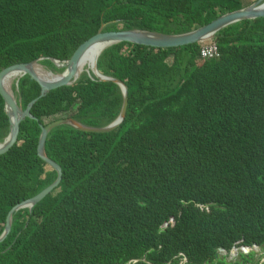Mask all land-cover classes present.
Masks as SVG:
<instances>
[{
	"label": "trees",
	"instance_id": "16d2710c",
	"mask_svg": "<svg viewBox=\"0 0 264 264\" xmlns=\"http://www.w3.org/2000/svg\"><path fill=\"white\" fill-rule=\"evenodd\" d=\"M256 1L0 0V131L9 123L3 79L38 57L77 60L101 22H120L106 32L134 25L179 34ZM215 42L211 60L197 57L200 43L104 51L98 70L127 87L126 116L110 133L48 134L45 152L61 181L31 213L15 215L0 264L264 256V18L231 25ZM19 88L27 114L0 147V234L10 209L56 178L36 152L40 128L66 119L103 126L121 104L110 82L66 87L32 72Z\"/></svg>",
	"mask_w": 264,
	"mask_h": 264
},
{
	"label": "water",
	"instance_id": "95a60500",
	"mask_svg": "<svg viewBox=\"0 0 264 264\" xmlns=\"http://www.w3.org/2000/svg\"><path fill=\"white\" fill-rule=\"evenodd\" d=\"M259 18H264V0H258L249 6L225 13L202 27L179 34H163L152 30L140 29L134 25H129L121 31L106 32L108 27L116 25L120 22H101L95 37L80 53L77 60L72 61L60 60L53 57H38L14 69L6 78L3 79L4 111L9 118V123L3 130L0 131V147L8 146L14 142L19 133L22 114H27L22 106L19 83L20 80L29 73L40 72L48 80L57 85L71 87L84 81V79L79 78V75L84 70L93 54L96 53L97 56L92 61V67L95 74L94 78L88 77L85 79L94 83L110 82L115 84L121 95V104L116 117L103 126H89L74 119H66L49 123L40 128L36 152L38 157L43 162L55 170L56 178L49 186L44 188L37 195L16 204L10 209L7 214L4 228L0 234V244L10 233L15 222V215L24 209L27 213H31L36 204L43 200L61 181L62 171L60 166L48 158L45 152V140L48 134L54 129L60 127H66L89 134H105L112 132L124 120L128 107L127 87L117 78L103 74L98 70V61L104 51L123 42L152 47H181L191 44L205 43L213 40L219 31L231 25L242 21H248V26H250L253 21ZM47 63H50V65ZM184 261H186V257H184ZM138 262L147 263L144 259H135L129 260L125 264H136Z\"/></svg>",
	"mask_w": 264,
	"mask_h": 264
},
{
	"label": "flooded vegetation",
	"instance_id": "af4514ba",
	"mask_svg": "<svg viewBox=\"0 0 264 264\" xmlns=\"http://www.w3.org/2000/svg\"><path fill=\"white\" fill-rule=\"evenodd\" d=\"M256 258V257H255ZM216 259V258H215ZM247 260L249 261L251 264H264V259L263 258H257L256 262L254 261L253 257L249 256V253L247 252H240L236 255L235 258H228L227 260H225L223 258V256H217V260L213 261L210 264H219L220 262H222L223 264H225L226 261H228V264H244V261L242 260ZM232 261V262H230Z\"/></svg>",
	"mask_w": 264,
	"mask_h": 264
},
{
	"label": "clouds",
	"instance_id": "9594fccd",
	"mask_svg": "<svg viewBox=\"0 0 264 264\" xmlns=\"http://www.w3.org/2000/svg\"><path fill=\"white\" fill-rule=\"evenodd\" d=\"M254 22V21H253ZM252 22V23H253ZM240 23V22H239ZM249 24V23H248ZM217 35V34H216ZM215 39H216V37L213 39V40H210V41H208V42H205V43H200L201 44V46L199 47V50H198V54H197V57H199V58H201V59H203V60H211V59H214V58H216L217 56H218V49H217V45H216V42H215ZM207 44H213V45H215V47H216V50H217V55L216 56H214V57H212V58H210V59H205V58H202L201 56H200V54H199V51H200V49H201V47H203L204 45H207ZM100 60V59H99ZM99 62V61H98ZM108 124V123H107ZM106 125V124H105ZM3 130V129H2ZM240 252H247V251H244V250H238V251H236V253L233 255V257H229V258H235L236 257V255L238 254V253H240ZM248 253V252H247ZM253 253V251H251V254ZM185 257V256H184ZM216 259L214 260V261H216L217 260V256L215 257ZM254 258V261L256 262V260H257V258H263L264 259V256H262V257H253ZM186 261H187V258H186ZM186 261H184V258H183V261L181 262V263H183V264H185V262Z\"/></svg>",
	"mask_w": 264,
	"mask_h": 264
},
{
	"label": "built area",
	"instance_id": "2783aa9c",
	"mask_svg": "<svg viewBox=\"0 0 264 264\" xmlns=\"http://www.w3.org/2000/svg\"><path fill=\"white\" fill-rule=\"evenodd\" d=\"M199 54L202 58L210 59L217 55V50H216L215 45L207 44L201 47Z\"/></svg>",
	"mask_w": 264,
	"mask_h": 264
},
{
	"label": "bare ground",
	"instance_id": "6f19581e",
	"mask_svg": "<svg viewBox=\"0 0 264 264\" xmlns=\"http://www.w3.org/2000/svg\"><path fill=\"white\" fill-rule=\"evenodd\" d=\"M96 53L93 54V56L90 58L89 62L87 63L86 67L84 68V70L80 73L79 78L81 79H85L88 77L94 78V69L92 67V61L94 58H96ZM48 65H50V63H47ZM6 135V134H4ZM25 210V209H24Z\"/></svg>",
	"mask_w": 264,
	"mask_h": 264
},
{
	"label": "rangeland",
	"instance_id": "374dc122",
	"mask_svg": "<svg viewBox=\"0 0 264 264\" xmlns=\"http://www.w3.org/2000/svg\"><path fill=\"white\" fill-rule=\"evenodd\" d=\"M90 1H91V2L88 3V5H90V6H91L92 4H95V3L98 4L97 0H90ZM93 1H94V2H93ZM89 8H90V7H89ZM90 10L93 11V12H96V11H97V9H90ZM230 262H232V261H230ZM228 263H229L228 261L225 262V264H228ZM181 264H183V263H181Z\"/></svg>",
	"mask_w": 264,
	"mask_h": 264
}]
</instances>
